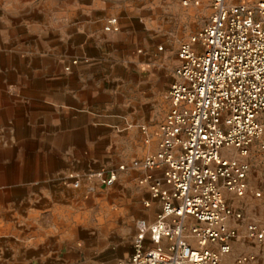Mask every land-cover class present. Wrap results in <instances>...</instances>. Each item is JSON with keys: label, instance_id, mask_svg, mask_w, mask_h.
<instances>
[{"label": "rangeland", "instance_id": "374dc122", "mask_svg": "<svg viewBox=\"0 0 264 264\" xmlns=\"http://www.w3.org/2000/svg\"><path fill=\"white\" fill-rule=\"evenodd\" d=\"M211 1L0 0V128L11 156L0 177V264H116L130 256L137 220L154 212L142 215L149 195L138 183L141 162L170 107L180 44L209 23ZM113 17L119 30L107 32ZM81 23L84 31H71ZM244 159L246 194H225L243 220L221 264H264V240L245 235L247 222L264 226V151L254 145ZM120 165L111 187L87 178ZM69 174H79L78 188ZM241 256L247 261L238 263Z\"/></svg>", "mask_w": 264, "mask_h": 264}, {"label": "built area", "instance_id": "2783aa9c", "mask_svg": "<svg viewBox=\"0 0 264 264\" xmlns=\"http://www.w3.org/2000/svg\"><path fill=\"white\" fill-rule=\"evenodd\" d=\"M229 1L212 0L209 23L180 44L170 107L138 180L149 195L145 207L157 203L160 209L137 220L132 253L116 264H221L239 236L235 223L243 214L225 194H246L250 165L244 158L254 145L264 151V0L254 6ZM104 30L118 31L117 18L107 19ZM141 130L150 144L146 126ZM123 169L87 178L111 187ZM65 179L80 186L79 174ZM245 235L262 242L264 226L247 222Z\"/></svg>", "mask_w": 264, "mask_h": 264}, {"label": "crops", "instance_id": "0c3cea01", "mask_svg": "<svg viewBox=\"0 0 264 264\" xmlns=\"http://www.w3.org/2000/svg\"><path fill=\"white\" fill-rule=\"evenodd\" d=\"M82 24L83 23H81L78 27L73 28L71 31L72 32H82V31H84V29H86V26H84ZM108 39L109 40H112L111 37H109ZM87 41H88V38H86V36H82L80 38L79 44H81L83 46L84 44H86ZM83 91L84 90H81V93H83ZM77 95H79V102H81L83 100V95L80 96V94H78V93H77ZM71 96H73V95H71ZM74 100H76V99H74ZM74 100H73V102H74ZM51 101L53 103L55 102V104H57V105H60L61 104V102L60 101H57L56 99H53ZM65 106H66L67 110L72 109L71 108L72 104H70L69 102L66 103L63 107H65ZM93 123L94 124H99V126H103V125L108 126V125H111V124H108L107 122L106 123H102L101 121H96V122H93ZM109 123H112V122H109ZM1 127L2 128H0V137L3 138V140H1V142H0V177L4 176L7 173V167H6V165H7L8 161L11 159L10 151H9V146L5 145V141L8 138V133H7L8 131H7V128L5 129L3 127V124L1 125ZM125 137H130L131 138V137H133V134L131 132H129V133H127V135ZM4 138H5V140H4ZM152 209L154 211L153 212V216H154V213L157 212L160 209V207H159V205L157 203H153V206L150 209L142 210V215L147 216V213H149V211H151ZM153 216H147V217L152 218ZM119 259H122V258H119Z\"/></svg>", "mask_w": 264, "mask_h": 264}]
</instances>
